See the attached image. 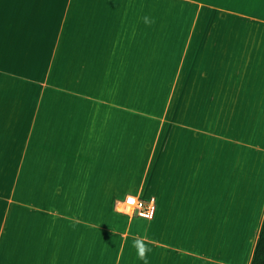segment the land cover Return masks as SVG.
<instances>
[{
    "label": "crops",
    "instance_id": "obj_1",
    "mask_svg": "<svg viewBox=\"0 0 264 264\" xmlns=\"http://www.w3.org/2000/svg\"><path fill=\"white\" fill-rule=\"evenodd\" d=\"M263 220L264 0H0V264H251Z\"/></svg>",
    "mask_w": 264,
    "mask_h": 264
},
{
    "label": "built area",
    "instance_id": "obj_2",
    "mask_svg": "<svg viewBox=\"0 0 264 264\" xmlns=\"http://www.w3.org/2000/svg\"><path fill=\"white\" fill-rule=\"evenodd\" d=\"M114 211L131 218L152 219L155 212V197L145 198L125 194L114 201Z\"/></svg>",
    "mask_w": 264,
    "mask_h": 264
},
{
    "label": "trees",
    "instance_id": "obj_3",
    "mask_svg": "<svg viewBox=\"0 0 264 264\" xmlns=\"http://www.w3.org/2000/svg\"><path fill=\"white\" fill-rule=\"evenodd\" d=\"M251 264H264V220L260 229L258 241L255 247L253 258L251 260Z\"/></svg>",
    "mask_w": 264,
    "mask_h": 264
},
{
    "label": "clouds",
    "instance_id": "obj_4",
    "mask_svg": "<svg viewBox=\"0 0 264 264\" xmlns=\"http://www.w3.org/2000/svg\"><path fill=\"white\" fill-rule=\"evenodd\" d=\"M136 247L138 249L139 255L141 256V258H143L144 253H145V248H144L143 244L140 241H137L136 242Z\"/></svg>",
    "mask_w": 264,
    "mask_h": 264
},
{
    "label": "rangeland",
    "instance_id": "obj_5",
    "mask_svg": "<svg viewBox=\"0 0 264 264\" xmlns=\"http://www.w3.org/2000/svg\"><path fill=\"white\" fill-rule=\"evenodd\" d=\"M115 213H117V212H115Z\"/></svg>",
    "mask_w": 264,
    "mask_h": 264
}]
</instances>
